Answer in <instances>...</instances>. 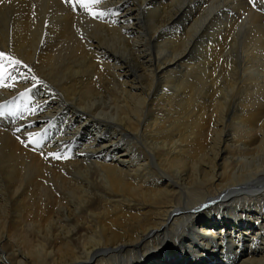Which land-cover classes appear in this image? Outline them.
<instances>
[{"label": "bare ground", "instance_id": "bare-ground-1", "mask_svg": "<svg viewBox=\"0 0 264 264\" xmlns=\"http://www.w3.org/2000/svg\"><path fill=\"white\" fill-rule=\"evenodd\" d=\"M91 11L0 0V264H264V13Z\"/></svg>", "mask_w": 264, "mask_h": 264}, {"label": "snow or ice", "instance_id": "snow-or-ice-1", "mask_svg": "<svg viewBox=\"0 0 264 264\" xmlns=\"http://www.w3.org/2000/svg\"><path fill=\"white\" fill-rule=\"evenodd\" d=\"M77 3H79L80 7L84 8L85 10H88L94 18H100V17H103V15H104L103 12H92L91 11V6L101 3V0H77ZM0 57L10 60V62L13 64H19L20 63V61H18V60H12L8 57H4L3 53H0ZM0 69H3V65H0ZM0 76H2V73H0ZM33 79H35V77H33ZM29 142L31 143L34 141L30 138ZM52 156L55 159L60 158V155L57 153H53Z\"/></svg>", "mask_w": 264, "mask_h": 264}, {"label": "rangeland", "instance_id": "rangeland-1", "mask_svg": "<svg viewBox=\"0 0 264 264\" xmlns=\"http://www.w3.org/2000/svg\"><path fill=\"white\" fill-rule=\"evenodd\" d=\"M246 1V4H248V6L249 7H251V9H253V11H256V12H258V13H264V6H263V4H264V0H262L260 3H258V5H255L256 4V2H257V0H245ZM259 5H261V6H259ZM262 7L263 6V8H261V9H259V8H257V7ZM73 7H74V4H73ZM259 9V10H258ZM22 109V110H21ZM16 110V111H15ZM23 110H25V108H22L21 106H19V105H16V106H14V108H13V111H11V113H12V118L13 119H11L12 121L15 119H17L18 117H20V114H21V112H23ZM20 111V112H19ZM19 114V115H18ZM15 117V118H14ZM17 117V118H16ZM85 132L87 133L86 134V137L87 136H89V135H93V134H91V133H89L87 130H85ZM85 137V138H86ZM61 153H63V155H64V152H61ZM66 153L68 154V155H72L71 153L69 154V152L68 151H66ZM57 154H59V153H57ZM74 154H75V156L77 155H79L78 154V150H76L75 152H74ZM74 156V155H73ZM79 156H81V155H79ZM42 157H43V155H42Z\"/></svg>", "mask_w": 264, "mask_h": 264}]
</instances>
